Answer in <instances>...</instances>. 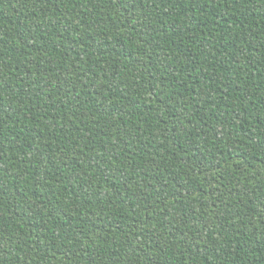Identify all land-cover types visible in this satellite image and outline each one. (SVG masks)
Returning <instances> with one entry per match:
<instances>
[{"label": "trees", "instance_id": "1", "mask_svg": "<svg viewBox=\"0 0 264 264\" xmlns=\"http://www.w3.org/2000/svg\"><path fill=\"white\" fill-rule=\"evenodd\" d=\"M0 264H264V0H0Z\"/></svg>", "mask_w": 264, "mask_h": 264}]
</instances>
